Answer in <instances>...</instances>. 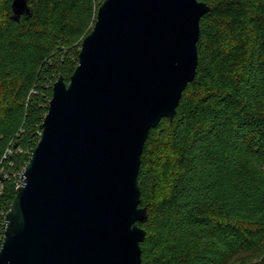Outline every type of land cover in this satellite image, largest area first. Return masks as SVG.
Wrapping results in <instances>:
<instances>
[{
  "label": "trees",
  "instance_id": "1",
  "mask_svg": "<svg viewBox=\"0 0 264 264\" xmlns=\"http://www.w3.org/2000/svg\"><path fill=\"white\" fill-rule=\"evenodd\" d=\"M10 1L0 0V243L51 85L68 81L102 0H27L18 18ZM203 1L194 77L141 151L140 264H264V0Z\"/></svg>",
  "mask_w": 264,
  "mask_h": 264
},
{
  "label": "water",
  "instance_id": "2",
  "mask_svg": "<svg viewBox=\"0 0 264 264\" xmlns=\"http://www.w3.org/2000/svg\"><path fill=\"white\" fill-rule=\"evenodd\" d=\"M11 14L28 15L27 0ZM203 0H102L5 212L0 264H140L141 151L195 74Z\"/></svg>",
  "mask_w": 264,
  "mask_h": 264
},
{
  "label": "built area",
  "instance_id": "3",
  "mask_svg": "<svg viewBox=\"0 0 264 264\" xmlns=\"http://www.w3.org/2000/svg\"><path fill=\"white\" fill-rule=\"evenodd\" d=\"M31 153V152H30ZM3 156H5V154L3 155ZM30 156V155H29ZM26 164V163H25ZM24 167V166H23ZM23 167H22V169H23ZM22 169L20 170V171H18V177H17V179H16V181H15V185H18L19 183H20V173H21V171H22ZM8 176V171H6L5 169H4V167H3V165H1V163H0V193L2 192V189H3V178L4 177H7ZM4 222H5V220H4ZM5 226V225H4ZM3 236V235H2ZM1 244V243H0Z\"/></svg>",
  "mask_w": 264,
  "mask_h": 264
},
{
  "label": "rangeland",
  "instance_id": "4",
  "mask_svg": "<svg viewBox=\"0 0 264 264\" xmlns=\"http://www.w3.org/2000/svg\"><path fill=\"white\" fill-rule=\"evenodd\" d=\"M260 167L262 168V170L264 171V165L260 164Z\"/></svg>",
  "mask_w": 264,
  "mask_h": 264
}]
</instances>
